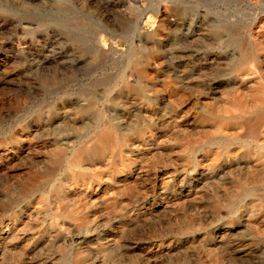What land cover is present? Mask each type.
Returning a JSON list of instances; mask_svg holds the SVG:
<instances>
[{
	"label": "rangeland",
	"instance_id": "rangeland-1",
	"mask_svg": "<svg viewBox=\"0 0 264 264\" xmlns=\"http://www.w3.org/2000/svg\"><path fill=\"white\" fill-rule=\"evenodd\" d=\"M0 238V264H264V0H0Z\"/></svg>",
	"mask_w": 264,
	"mask_h": 264
},
{
	"label": "bare ground",
	"instance_id": "bare-ground-1",
	"mask_svg": "<svg viewBox=\"0 0 264 264\" xmlns=\"http://www.w3.org/2000/svg\"><path fill=\"white\" fill-rule=\"evenodd\" d=\"M254 57H255V56H254ZM246 59H248V57H246V56L243 55V56L241 57V59L239 60V65H244ZM251 59H253V57H252ZM253 61H255V60H253ZM254 63H255V62H254ZM256 63H257V61H256ZM141 73H142V72H141ZM143 73H144V72H143ZM142 75H143V74H142ZM144 75H145V74H144ZM261 75H262V74H261ZM256 97H257V95H256ZM256 97H255V98H256ZM258 98H259V96H258ZM260 98H261V97H260ZM260 98H259V99H260ZM257 101H258V100H257ZM257 101H256V102H257ZM259 102H261V101H259ZM254 108H255V106H254ZM252 110H254V109H252ZM257 115H258V114H257ZM259 118H260V117H259ZM261 118H262V117H261ZM243 121H244V120H243ZM262 121H263V119H262ZM245 123H246V122H245ZM254 125H255V124H254ZM99 127H100V126H99ZM251 127H252V126H251ZM254 131H255V129H254ZM101 133H102V132H101ZM104 134H105V133H104ZM99 135H100V134H99ZM117 135H118V134H117ZM91 136H92V135H91ZM95 136H97V135H95ZM105 136H106V135H105ZM106 138H107V137H106ZM110 138H111V137H110ZM122 138H123V137H122ZM122 140H123V139H122ZM122 140H121V141H122ZM89 141H90V140H89ZM95 141H96V140H94V143H95ZM98 142H99V141H98ZM118 144H119V143H118ZM95 146H96V145H95ZM74 148H75V147H74ZM77 148H78V147H77ZM87 149H88V148H87ZM69 150H70V149H69ZM91 151H92V150H91ZM96 151H97V150H96ZM62 152H63V151H62ZM70 152H71V151H70ZM99 152H100V150H99ZM92 153H93V152H92ZM58 155H59V154H58ZM70 155H72V154H70ZM88 155H89V154H88ZM54 156H55V155H54ZM71 157H72V156H71ZM60 158H61V157H60ZM85 158H86V157H85ZM66 159H67V158H66ZM54 160H58V159L55 158ZM59 160H61V159H59ZM71 160H72L71 162H70L69 160H68V161L70 162V165H71L72 167H76V165L79 164V159H77L76 156H73V157L71 158ZM57 164L59 165L58 161H57ZM57 164H56V165H57ZM66 167H67V166H66ZM82 167H83V166H82ZM68 170H69V169H68ZM75 170H76V169H75ZM77 170H79V169H77ZM83 171H84V169H83ZM68 172H69V171H68ZM71 173H72V172H71ZM75 174H76V173H75ZM40 175H41V174H40ZM33 176H34V175H33ZM30 179H31V176H30ZM32 181H34V180H32ZM35 183H36V182H35ZM31 185H32V184H31ZM31 185H30V186H31ZM25 186H26V185H25ZM30 186H27V188L30 187ZM23 190H25V189H23ZM5 227H6V226H5ZM5 236H6V235H5ZM80 237H81V236H80ZM85 237H86V236H85ZM0 239H1V238H0Z\"/></svg>",
	"mask_w": 264,
	"mask_h": 264
}]
</instances>
